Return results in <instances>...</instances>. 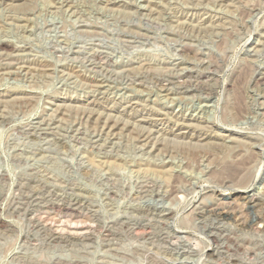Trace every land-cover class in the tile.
Segmentation results:
<instances>
[{"label": "rangeland", "instance_id": "1", "mask_svg": "<svg viewBox=\"0 0 264 264\" xmlns=\"http://www.w3.org/2000/svg\"><path fill=\"white\" fill-rule=\"evenodd\" d=\"M263 76L264 0H0V264H264Z\"/></svg>", "mask_w": 264, "mask_h": 264}, {"label": "bare ground", "instance_id": "2", "mask_svg": "<svg viewBox=\"0 0 264 264\" xmlns=\"http://www.w3.org/2000/svg\"><path fill=\"white\" fill-rule=\"evenodd\" d=\"M5 47V46H4ZM262 78H264V76L262 77ZM81 231V230H80Z\"/></svg>", "mask_w": 264, "mask_h": 264}]
</instances>
